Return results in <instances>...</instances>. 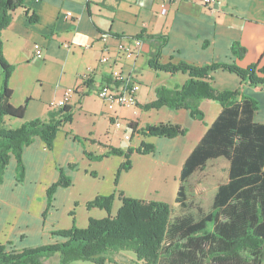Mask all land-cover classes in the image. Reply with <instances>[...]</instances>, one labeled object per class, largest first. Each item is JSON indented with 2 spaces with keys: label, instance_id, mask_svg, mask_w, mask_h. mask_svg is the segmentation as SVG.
Segmentation results:
<instances>
[{
  "label": "trees",
  "instance_id": "16d2710c",
  "mask_svg": "<svg viewBox=\"0 0 264 264\" xmlns=\"http://www.w3.org/2000/svg\"><path fill=\"white\" fill-rule=\"evenodd\" d=\"M26 0H0V183L11 158L16 161V181L25 180L23 151L37 138L49 150L54 149L56 136L73 117L68 104L55 107L44 119L24 121L25 107L13 106L12 91L8 81L14 67L3 58L2 31L10 25L15 10ZM36 15L29 22L35 23ZM141 38V36L139 37ZM159 45L148 62L155 72L171 75L184 74L181 86L172 88L160 85L154 92V100L138 105L145 111L168 108L187 109L191 118L206 125L200 110L202 101L217 102L220 111L198 140L192 152L185 158L179 174L175 204L178 211L168 204L142 199H127L120 191L121 207L111 216L113 196L95 198L88 208L105 210L102 219L89 218L84 229L72 227L57 233L61 240L53 245L7 251L0 245V264H45L56 258L57 264L73 261H89L104 264L108 256L131 252L144 264H260L264 257V124L254 122L258 103L236 88L222 91L212 86L213 74L223 70L234 74L238 80L253 88L264 90V65L253 63L239 68L235 63H214L195 67L186 63H159L160 48L165 45L161 37ZM234 57L241 60L245 49L235 42L231 47ZM110 84L109 81H106ZM84 83L74 89L81 94ZM141 108V109H142ZM21 121L12 128L8 123ZM134 130V129H133ZM144 138L169 140L187 134V129L175 123H152L140 132ZM138 155L155 153V147L143 140L135 150ZM130 153V152H129ZM113 156L128 155L121 149L107 152ZM98 161L102 155H93ZM226 161L225 178L215 185L210 208L206 211L187 193V181L198 171L207 169L212 161ZM126 166V167H125ZM127 162L120 170L129 169ZM64 185L65 182L63 183ZM50 193V192H49ZM51 196V195H50ZM50 196L48 202L51 203ZM49 203V204H50Z\"/></svg>",
  "mask_w": 264,
  "mask_h": 264
},
{
  "label": "crops",
  "instance_id": "0c3cea01",
  "mask_svg": "<svg viewBox=\"0 0 264 264\" xmlns=\"http://www.w3.org/2000/svg\"><path fill=\"white\" fill-rule=\"evenodd\" d=\"M68 12L70 15H67ZM33 14L38 17L35 23L29 22ZM1 37L3 58L14 67L8 81V88L12 91L10 103L15 107H25L24 121L46 118L51 110L59 107L53 108L62 98L64 90L69 88L73 89L72 99L68 104L73 108V118L77 115L96 118L99 114L103 122L111 127L115 118L135 120L138 108L137 106L133 112L129 108L106 111L105 104L101 102L100 112L91 107V94L109 81L113 70H120L124 76H129L143 86L142 74L137 69L140 63L147 66L153 75L150 78V91L146 102L140 100L139 91L137 92L138 105L149 103L150 96L154 95L153 91L160 85L172 88L184 84L187 77L184 74L155 72L148 67L156 45L161 43L157 37L165 40V45L160 48L158 61L162 65L186 63L202 67L214 63H235L239 68H246L257 62L264 65V0H218L210 8L202 5L200 0H174L164 8L159 5V0H26L23 7L13 12L12 21L2 31ZM136 39H141L143 43L137 57L134 60H116V45ZM235 42H239L246 51L241 60L231 53ZM34 43L41 46V57L35 54ZM105 55L110 57V63L100 65L99 59ZM89 68L93 69L89 86L76 95L74 89L84 84L80 76L86 74ZM211 83L215 89L227 91L238 88L244 95L252 97L258 103L254 122L264 124L263 89L244 85L236 75L223 70L213 74ZM220 108L219 105L214 113V120ZM211 109L209 102L200 103L203 114ZM172 111H175L176 117L173 120L169 117L168 122L186 128L188 132V127L196 122L189 111ZM20 122L14 120L8 125L15 128ZM66 125L57 137L64 133ZM207 125L210 124L204 125L199 139ZM132 126L136 132L142 129L139 126L137 129L134 123ZM184 137L169 141H182ZM196 143L184 156L180 155L182 147L173 150L176 156L174 160L178 164L175 169L178 184L182 164ZM41 144L43 142L36 138L32 145L24 149L23 165L31 156L33 147L37 145L39 149L43 148ZM14 162L16 163L15 159L11 158L8 165ZM27 175L25 165V180ZM213 187L211 200L216 185ZM211 200L206 211L210 208ZM9 246L15 245L7 243L5 247Z\"/></svg>",
  "mask_w": 264,
  "mask_h": 264
},
{
  "label": "rangeland",
  "instance_id": "374dc122",
  "mask_svg": "<svg viewBox=\"0 0 264 264\" xmlns=\"http://www.w3.org/2000/svg\"><path fill=\"white\" fill-rule=\"evenodd\" d=\"M138 66L137 71L144 80V85H140L139 98L146 102L153 75L145 64L143 66L140 63ZM91 96V107L99 111L100 102H104L96 93ZM149 100L153 101L154 95ZM209 106L212 109L204 113L206 124L214 120L219 104L211 101ZM141 108L138 106L135 120L120 119L119 129H115L114 125L109 127L99 114L96 118L83 115L72 117L71 122L65 124L64 133L56 136L53 150L47 149L44 143L41 144L43 148L39 149L37 145L33 147L31 156L25 160L28 175L22 184L15 181L16 163L8 165L0 185V244L3 241L5 246L13 243L16 247L9 246L7 251L20 252L56 244L61 240L56 236L58 232L69 231L72 227L84 229L89 218H104L107 213L105 210L87 207L89 202L98 197L113 196L110 214L114 216L121 207L120 191L127 199L158 201L178 211L175 204L178 187L175 169L178 164L174 160L176 156L173 150L182 147L180 155L187 154L205 127L202 122L196 121L192 127H188L182 141L144 138L140 131L133 130L132 123L140 129L147 123L168 122L169 117L172 119L176 116L175 111L170 109L145 111ZM104 109L107 111L105 106ZM130 110L133 112L135 108ZM142 140L155 147V153L147 156L136 154L135 150ZM111 148L125 151L128 159L107 154ZM93 155H102V159L98 161ZM127 161L129 169L120 170ZM226 168V161L216 160L210 162L207 169L196 172L186 184L189 198L207 209L213 186L225 178ZM49 196L51 203L47 201ZM44 262L57 264L56 258ZM262 262L264 264V257ZM70 264L93 263L77 260ZM104 264L144 263L135 254L123 251L108 256Z\"/></svg>",
  "mask_w": 264,
  "mask_h": 264
},
{
  "label": "built area",
  "instance_id": "2783aa9c",
  "mask_svg": "<svg viewBox=\"0 0 264 264\" xmlns=\"http://www.w3.org/2000/svg\"><path fill=\"white\" fill-rule=\"evenodd\" d=\"M174 0H159V5L161 7H166L170 2ZM218 0H200V3L206 7H211ZM67 15H70L68 12ZM104 41L106 40L103 38ZM143 45L141 39H136L130 43L120 42L116 45V60H134L138 53L140 52L141 46ZM65 46H68L67 44ZM33 50L35 54L39 57L42 56V48L38 43L33 44ZM100 65H105L110 63V57L108 55L103 56L99 59ZM93 69L89 68L86 74H82L80 79L84 83L89 82L90 74ZM73 89H65L63 96L60 100L54 104L55 106H64L70 104L72 99ZM140 91V84L132 80L129 76H124L120 70H113L110 75V84L104 83L101 87L99 86L96 90V94L100 100L104 102V106L107 110H120L122 108H136L138 106L136 95ZM119 119L115 118L113 124L116 128H120ZM128 136L126 135L125 138Z\"/></svg>",
  "mask_w": 264,
  "mask_h": 264
},
{
  "label": "bare ground",
  "instance_id": "6f19581e",
  "mask_svg": "<svg viewBox=\"0 0 264 264\" xmlns=\"http://www.w3.org/2000/svg\"><path fill=\"white\" fill-rule=\"evenodd\" d=\"M60 107V106H59Z\"/></svg>",
  "mask_w": 264,
  "mask_h": 264
}]
</instances>
